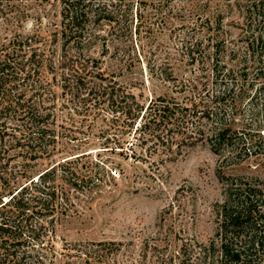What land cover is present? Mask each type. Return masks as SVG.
<instances>
[{
    "label": "trees",
    "instance_id": "16d2710c",
    "mask_svg": "<svg viewBox=\"0 0 264 264\" xmlns=\"http://www.w3.org/2000/svg\"><path fill=\"white\" fill-rule=\"evenodd\" d=\"M19 1L0 0L4 28L0 33V264H59V257L65 259L62 264H72L73 252L92 259L85 251L87 245L65 243L60 253L56 244L58 224L78 212L75 199L107 177L105 161L79 166L81 158L90 155L78 145L87 139L71 145L77 137L58 134L55 103L59 87L77 97L79 107L93 100L112 102V113L104 119L108 125L98 137L104 139L103 148L113 144L112 151L127 155L124 137L139 132L141 147L152 145L146 150L161 142L171 145L161 136L171 124L192 147L207 143L220 159L223 200L214 206L215 239L205 245L177 233L162 242L165 246L146 242L141 259L129 264H145L148 258L153 264H186L192 259L199 264H264V180L223 172L264 151L260 121L264 83L255 94L250 91L254 87L250 84V55L261 63L252 83L264 82V0H254L252 5L262 17V25L257 27L259 34L251 37L248 28L244 51L231 47L221 32L225 11L217 9L206 15L212 0H190L197 6L202 2L200 16L216 24L207 39L193 37L196 41L188 53L193 62L203 64L199 79L189 83L195 96L191 108L163 96L146 107L102 70L98 58L89 55L88 48L98 36L96 22L115 13L125 16L145 0H59L60 22L51 25L47 36L41 33L43 18L36 6ZM38 1L42 5L51 0ZM174 1L161 0L160 5ZM246 5L250 17V0ZM29 20L36 22L33 34L25 33ZM184 87L187 90L188 85ZM249 96L253 119H244L241 129H236L237 116L243 113ZM192 115L207 120L205 129L185 127ZM172 209L170 205L165 213ZM166 222L163 214L159 229Z\"/></svg>",
    "mask_w": 264,
    "mask_h": 264
},
{
    "label": "rangeland",
    "instance_id": "374dc122",
    "mask_svg": "<svg viewBox=\"0 0 264 264\" xmlns=\"http://www.w3.org/2000/svg\"><path fill=\"white\" fill-rule=\"evenodd\" d=\"M145 1V4L135 5L132 12L125 16L115 13L96 22L98 36L88 48L89 55L98 58L102 70L107 75H113L146 107L152 99L163 96L191 108L192 97L195 96L189 91V83L199 79L203 64L193 62L188 53L191 43L196 41L193 37L207 39L214 33L216 24L214 20L211 23L206 21L205 16H200L203 10L200 5L205 6L202 2L197 6L190 0H176L166 5H160L161 0ZM19 2L36 6L43 18V35L51 32V25L59 24V0L42 5L37 0ZM211 2L206 15L217 9L225 11L222 12L221 32L224 31V37L231 41V47L244 51L248 28L251 37L253 33L259 34L257 27L262 25V17L252 8L254 0H250V17L248 9H244L247 0ZM35 23L29 20L25 33L33 34L36 31ZM3 30L0 24L1 34ZM251 57L250 84H254V87L250 86V91L255 94L264 82L252 83L261 63L256 61L257 56L253 60ZM184 85H188L187 90H183ZM57 96L55 113L58 134L77 137L73 142L64 137L71 145H77L80 138L87 139V143L78 145L85 154L90 155L81 158L79 166L88 161H105L107 167L104 183L79 195V199H75L79 204L77 214L62 220L57 226L56 244L60 253L63 245H67L65 243L76 247L88 246L85 251L92 259L88 260L75 251L72 253V264H129L141 259L146 242L165 246L162 242H166L169 236L174 238L177 233L205 245L215 239L217 224L214 206L223 200L218 178L220 159L212 153L207 143L201 142L192 147L188 140L182 139L185 135L170 124L161 136L171 145L157 140L161 144L146 150L152 145L141 147L139 132L124 137L127 155L120 154L111 150L113 144L103 148L101 143L104 139H98L100 130L108 125L104 119L112 113V102L101 104L93 100L79 107L76 106V103L79 104L77 97L60 87L57 88ZM250 97L243 103V113L237 116L236 129H241L244 119L250 122L253 119L252 104H248ZM198 118L192 115L185 127L205 129L207 120ZM260 119L264 125V113H261ZM59 156L69 157L66 154ZM223 172L264 180V151L251 154L245 163L223 169ZM170 205L173 209L165 213ZM163 214H166L167 222L163 229H159ZM96 256L100 260H96ZM64 260L59 257V264ZM145 264H153L152 259L148 258ZM186 264L199 263L192 259Z\"/></svg>",
    "mask_w": 264,
    "mask_h": 264
}]
</instances>
